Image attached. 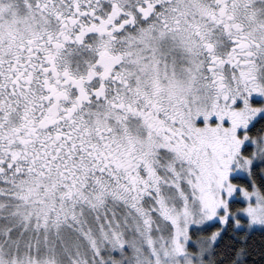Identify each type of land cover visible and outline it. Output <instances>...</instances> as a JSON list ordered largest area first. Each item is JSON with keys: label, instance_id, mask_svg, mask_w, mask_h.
I'll return each instance as SVG.
<instances>
[{"label": "snow or ice", "instance_id": "snow-or-ice-1", "mask_svg": "<svg viewBox=\"0 0 264 264\" xmlns=\"http://www.w3.org/2000/svg\"><path fill=\"white\" fill-rule=\"evenodd\" d=\"M0 264H264V0H0Z\"/></svg>", "mask_w": 264, "mask_h": 264}]
</instances>
